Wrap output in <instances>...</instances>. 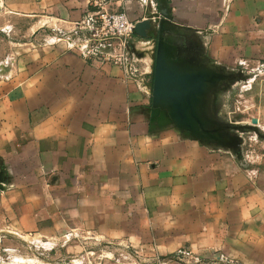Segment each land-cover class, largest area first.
Masks as SVG:
<instances>
[{"label": "crops", "instance_id": "crops-1", "mask_svg": "<svg viewBox=\"0 0 264 264\" xmlns=\"http://www.w3.org/2000/svg\"><path fill=\"white\" fill-rule=\"evenodd\" d=\"M89 1L5 5L36 27L72 29ZM151 2L150 14L136 0L109 8L135 23L167 25L154 39L199 40L218 69L264 72V0ZM41 55L25 65L24 88L0 94V159L13 168L7 184L36 199L40 222L104 221L120 231L135 222L154 238L167 226L187 242L232 247L245 263L264 264V160L251 164L185 135L149 82L129 79L121 66L58 47ZM256 85L264 119V77Z\"/></svg>", "mask_w": 264, "mask_h": 264}, {"label": "rangeland", "instance_id": "rangeland-1", "mask_svg": "<svg viewBox=\"0 0 264 264\" xmlns=\"http://www.w3.org/2000/svg\"><path fill=\"white\" fill-rule=\"evenodd\" d=\"M151 1L144 4L148 14ZM5 2L0 0V94L24 88L25 65L40 62L42 49L75 51L92 62L121 66L131 80L146 79L185 135L251 164L264 160L263 94L256 85L264 72L244 64L240 71L218 69L196 39H154L155 31L168 26L154 25L151 18L143 35L133 33L119 62L118 49L100 53L76 24L72 29L57 23L36 27V20L13 14ZM9 161L0 159V264H247L233 256L232 247L187 242L167 232V226L154 238L145 224L137 231L135 222L127 231L107 229L120 225L104 221L63 223L51 217L40 222L36 199L15 184L9 189ZM236 250L243 260L248 256L242 253L247 248Z\"/></svg>", "mask_w": 264, "mask_h": 264}, {"label": "built area", "instance_id": "built-area-1", "mask_svg": "<svg viewBox=\"0 0 264 264\" xmlns=\"http://www.w3.org/2000/svg\"><path fill=\"white\" fill-rule=\"evenodd\" d=\"M128 0H90L89 10L76 28L85 34L95 49L104 53L106 49H118V61L132 44L134 24L125 11L110 10L111 5L120 6ZM143 7L146 0H136ZM120 4V5H118ZM116 45L117 47H114Z\"/></svg>", "mask_w": 264, "mask_h": 264}, {"label": "water", "instance_id": "water-1", "mask_svg": "<svg viewBox=\"0 0 264 264\" xmlns=\"http://www.w3.org/2000/svg\"><path fill=\"white\" fill-rule=\"evenodd\" d=\"M145 23H146V21H142V22L135 23L134 30L133 31H134V33L136 35H143V33H144V27H145L144 24ZM154 95H158L159 98H161L163 100V98L159 94H157V93L154 92Z\"/></svg>", "mask_w": 264, "mask_h": 264}]
</instances>
